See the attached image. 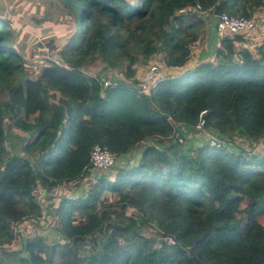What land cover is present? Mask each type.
<instances>
[{
    "label": "trees",
    "instance_id": "trees-1",
    "mask_svg": "<svg viewBox=\"0 0 264 264\" xmlns=\"http://www.w3.org/2000/svg\"><path fill=\"white\" fill-rule=\"evenodd\" d=\"M222 1L55 0L66 17L56 24L61 45L41 66L46 52L27 64L29 40L0 14V264H264V157L234 144L264 137V40L250 39L264 0H226L223 13L252 18L255 28L198 61L196 43L203 27L213 36ZM156 55L163 75L149 108L106 123L103 82L82 70L100 60L137 83L140 58ZM203 111L200 134L220 146L206 138L191 151L201 135L188 133L199 134ZM14 128L26 135L17 148ZM95 145L115 154L112 167L93 168ZM58 188L66 191L52 195ZM53 196L56 207L47 205ZM44 211L57 237H21L17 225ZM13 241L16 249H3Z\"/></svg>",
    "mask_w": 264,
    "mask_h": 264
},
{
    "label": "rangeland",
    "instance_id": "rangeland-1",
    "mask_svg": "<svg viewBox=\"0 0 264 264\" xmlns=\"http://www.w3.org/2000/svg\"><path fill=\"white\" fill-rule=\"evenodd\" d=\"M12 1L13 0H0V14L9 13L7 15L12 17L13 23H15V25L20 27L21 29L20 36H23L22 38H25L26 41L29 40L26 44L29 49L27 64L31 65L32 58L40 54L42 51H45L46 55L41 56L40 65L37 66H41V64H47L48 61L57 60V54L54 52L52 45H61L62 39H57L58 31L56 24L58 21H64V18L66 19V17L63 18V16L59 15L60 9L57 7L55 0H30L28 9L22 8V5L19 3L20 0H14V3ZM208 17L209 16H207L206 13L202 14L200 17V20L203 21L205 27L210 23V19H212ZM13 18H16V20H14ZM258 26H260L259 31H263L264 35V21L258 23ZM208 28L209 26L205 28V31L203 27L204 32L202 31V35L200 36L201 44L198 43V45L195 46V49H198L199 45L204 46L205 42L210 40V36L207 34ZM256 33L257 32H255V34ZM196 54L198 53H196L195 51L194 55L196 56ZM146 61L147 59L145 57L143 60L140 58V61L136 65L137 70H139L138 74L136 73L135 78L137 82L141 72L145 68H148L146 66L148 63H152L151 66L159 65L160 67H164L161 64V58L159 55H156L151 58L148 63ZM105 67V62L97 60L82 71L89 77L94 76L100 82L106 81L108 84L109 80H113L112 87L105 86L107 90L106 94L103 96L106 100H108L109 105V114L106 118V123H109L116 119L126 118L135 121L136 119H138L139 114L144 113L145 110L149 108L146 102V99H149V97L145 96L144 94L138 91V88L136 86L137 83H134L133 79H127L126 75L123 74L124 70L122 71L119 68ZM160 70L163 71L162 69ZM0 99L2 101L7 100V92H3L0 95ZM13 132L15 133V137L13 138L12 143L17 148L18 144L22 145L24 143L26 135L24 132H21L16 128L13 129ZM188 135V137L191 136L193 138H197L201 135V138H197V142L192 147L191 151H194L197 148V144H202V142H199L200 140H206V138L208 139L209 137V135L207 136L206 133L203 135L200 133L195 135H193L192 133H188ZM234 144L239 145L241 148L245 149L247 151V154H252L260 158L264 157V137L257 141L235 138ZM233 147L237 151V148L234 145ZM81 189L83 190L82 187H80L78 190L75 189L74 191L70 189L68 192H66V194L67 196H70L72 194V191L75 194H81ZM65 191L66 190L63 188H58L57 190L52 192V195L56 196V194H61ZM38 194L40 202L44 205L45 201L43 200V190H40ZM54 196L49 202H47V205H50L51 207L57 206ZM127 213H129V210H127ZM51 221L52 226H50ZM259 221L264 224V216L259 218ZM17 226L18 231L22 234L21 237L23 238L31 237L38 234L40 236H43L47 242H50L57 237L55 233V229L57 226L56 221L51 218V214H46L45 211L37 223L36 221H32L28 222L27 224H20ZM17 226H15V228H17ZM144 234L146 236L152 237L155 235V232L152 230H146ZM18 246L19 244L16 241H13L11 244L5 245L3 249H16ZM86 246H88L87 242Z\"/></svg>",
    "mask_w": 264,
    "mask_h": 264
},
{
    "label": "built area",
    "instance_id": "built-area-1",
    "mask_svg": "<svg viewBox=\"0 0 264 264\" xmlns=\"http://www.w3.org/2000/svg\"><path fill=\"white\" fill-rule=\"evenodd\" d=\"M200 9L201 8L199 5L186 6L180 11H178V14L185 15L191 12H197ZM255 24L256 22L252 18H248L245 16H242V17L229 16L225 13H222L221 16L218 17L215 30L217 32L218 37L221 40L225 37L232 36L234 34H241L245 36L254 30ZM151 64L149 65L150 67L148 66V68H145L141 72L137 85H136L138 88V91L144 94L145 96H148L150 93V90L153 87H155L156 74L159 77L163 75V72L160 70L163 67H160L159 65L151 66ZM161 64L163 65L162 60H161ZM111 85H112L111 80H109L108 84L106 81H103L102 88L104 90H107L105 86L110 87ZM205 114L206 112L203 111L199 115V121L195 126V129L197 130L198 133H202L204 130V122H205L204 115ZM179 141L181 142V139H179ZM208 145L210 147L220 146L219 142L213 137H209ZM89 160L94 169H108L114 165L116 161V156L115 154L108 151L106 148L101 147L100 145H95L90 152ZM167 242L170 245L174 244V240L172 239H169Z\"/></svg>",
    "mask_w": 264,
    "mask_h": 264
},
{
    "label": "crops",
    "instance_id": "crops-1",
    "mask_svg": "<svg viewBox=\"0 0 264 264\" xmlns=\"http://www.w3.org/2000/svg\"><path fill=\"white\" fill-rule=\"evenodd\" d=\"M29 1L30 0H20V4L22 5V8H29ZM14 3V0L12 1ZM9 10V9H7ZM9 14V13H7ZM14 20H16V18H13ZM262 28V27H261ZM260 29V26H259ZM213 36H210V40H208L207 42H205L204 46H200L197 49V52H199L198 56L199 58L197 59L198 61H200L199 59H201V56L203 55L204 57H207L209 55V52L212 53L213 48H215V46H218L219 42H220V38L218 37L216 30H215V26H214V31H213ZM254 37H251L250 39L252 41H254L255 43H260L261 40H264V35H263V31H257L256 34L253 35ZM201 44L200 41H198L196 44L198 45ZM197 66V63L195 61H192L190 63V68ZM191 132V131H190Z\"/></svg>",
    "mask_w": 264,
    "mask_h": 264
},
{
    "label": "water",
    "instance_id": "water-1",
    "mask_svg": "<svg viewBox=\"0 0 264 264\" xmlns=\"http://www.w3.org/2000/svg\"><path fill=\"white\" fill-rule=\"evenodd\" d=\"M225 4H226V0L222 1L219 5H217L214 11L215 17L221 16V14L223 13V8ZM146 143H151V142L147 141Z\"/></svg>",
    "mask_w": 264,
    "mask_h": 264
},
{
    "label": "clouds",
    "instance_id": "clouds-1",
    "mask_svg": "<svg viewBox=\"0 0 264 264\" xmlns=\"http://www.w3.org/2000/svg\"><path fill=\"white\" fill-rule=\"evenodd\" d=\"M111 82L113 83V80H111ZM111 87H112V85H111ZM198 133V132H197ZM208 139H209V137H208Z\"/></svg>",
    "mask_w": 264,
    "mask_h": 264
}]
</instances>
